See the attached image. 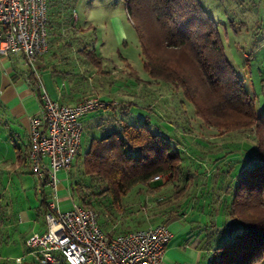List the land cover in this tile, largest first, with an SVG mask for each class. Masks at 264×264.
Wrapping results in <instances>:
<instances>
[{"label":"trees","instance_id":"1","mask_svg":"<svg viewBox=\"0 0 264 264\" xmlns=\"http://www.w3.org/2000/svg\"><path fill=\"white\" fill-rule=\"evenodd\" d=\"M75 1L47 0L48 34L59 30L61 22L74 21ZM122 1L148 75L181 89L197 117L220 133L249 130L252 138L229 140L221 151L203 152L190 140L187 144L179 140L181 134L173 137L153 130L146 117L138 123L120 120L117 128L89 141L82 173L103 186L99 192L84 194L78 183V203L93 209L100 201L97 195L104 193L108 204L116 205L136 184L168 174L169 182H183L185 188L193 187V194L159 205L152 217L159 223L154 225L189 212L184 220L190 224L187 236L197 239L196 264L260 263L264 258V114H256L254 98L227 59L217 21L200 0ZM36 91L41 101L39 87ZM195 143L207 146L202 140ZM207 164L211 172H206ZM194 214L198 217L192 220Z\"/></svg>","mask_w":264,"mask_h":264},{"label":"rangeland","instance_id":"2","mask_svg":"<svg viewBox=\"0 0 264 264\" xmlns=\"http://www.w3.org/2000/svg\"><path fill=\"white\" fill-rule=\"evenodd\" d=\"M200 1L217 21L225 55L246 92L254 98L256 114H264V0ZM73 6L71 13L75 21L63 24L55 35L57 41L48 45L47 52L52 48L50 54L57 53L54 72L58 86L66 90L71 83L77 84L85 88L89 97H104L107 102L101 99L103 107L88 111L80 119L83 131L76 159L66 170L69 180L57 183V197L63 210L70 207L69 197L78 204L75 190L78 183L84 194L101 190V181L87 180L90 177L82 173L84 153L91 139L117 128L120 120L138 123L146 117L153 130L173 137L181 134L183 137L179 140L185 144L190 140L192 145L209 152L217 151L229 140L252 138L249 130L239 134L220 133L197 117L181 89L163 81L156 82L148 75L137 33L122 0H76ZM25 66L35 71L27 61ZM37 72L42 75V71ZM82 76H87L85 81ZM40 82L42 84V80ZM8 134L0 123V223L10 219L13 224L26 214L42 226L43 216L38 212L42 209L40 190L44 191L45 198L51 197L52 191L30 170L28 162L18 164L15 170L5 168L7 162H16L18 149L22 159L25 158L26 137H22V132L20 136ZM195 139L207 146L196 145ZM197 161L205 162L204 159ZM205 167L206 172H211L208 164ZM168 178V174L160 175L158 180L136 184L116 205H109L104 193L97 195L100 201L93 209L98 214L99 225L104 229L101 224L105 223L111 232L118 234L146 228L145 223H159L158 218L152 219L161 209L159 205L168 206L182 201L186 194H193V187L185 188L183 182L171 183ZM200 179H204L203 174ZM187 214L189 217V212ZM138 222L142 223L134 227ZM18 229L16 223L11 228L0 224V232H3L0 233V257L10 259L11 263L17 255L26 260L30 258L25 255L27 251L23 249ZM7 236L12 240L4 244L1 239ZM258 264H264V258Z\"/></svg>","mask_w":264,"mask_h":264},{"label":"built area","instance_id":"3","mask_svg":"<svg viewBox=\"0 0 264 264\" xmlns=\"http://www.w3.org/2000/svg\"><path fill=\"white\" fill-rule=\"evenodd\" d=\"M47 50V0H0V56L21 54L34 67ZM39 87L42 110L28 118L27 157L32 172L52 193L46 198L45 231L26 238L27 254L39 264H161L173 237L167 225L111 235L100 227L94 209L72 197L69 209L61 208L58 172L68 170L78 154L81 117L104 102L93 96L61 104Z\"/></svg>","mask_w":264,"mask_h":264},{"label":"crops","instance_id":"4","mask_svg":"<svg viewBox=\"0 0 264 264\" xmlns=\"http://www.w3.org/2000/svg\"><path fill=\"white\" fill-rule=\"evenodd\" d=\"M62 25L63 23L61 22L60 26ZM56 34L57 31L49 34L48 41L50 43L48 42V45L50 44L51 46L52 41H57V38L55 36ZM51 50L52 48L49 49V52H46L36 60L34 66L35 71L26 68V66L24 67V62L26 60L21 54L0 56V123H2V128L5 131H8V135L20 136L22 132V137H26V143L24 144L23 148V154L25 155V158L22 159L21 151L20 149H18L19 151L16 156V162H7L5 164V168L8 167V169L10 168V170H15V167L20 163L23 164L25 162H28L29 164V160L27 157L29 144L28 118L30 115L38 114L42 110V104L36 91L39 85L46 91V93L52 100L61 104L73 105L78 101L91 96L90 94L85 93V88H82L81 86L73 83H71L72 85H70L69 89H60L54 72L56 71V61L54 58L57 57V53L50 54ZM37 70L39 72L42 71V75H38ZM81 71L82 73H84L82 68ZM86 73L84 75H86ZM82 77L84 81L87 78V76ZM41 80L42 84L40 82ZM95 90L97 91V89ZM109 91L112 92L111 90ZM101 99L104 100V97H101ZM58 177L59 180L64 182L69 180L66 170L59 171ZM150 180H152V178ZM40 194L42 209L38 210V212L43 216L42 226H39L38 221L36 222L35 220H32V218L27 216L26 214L20 216L18 221L13 223H16L18 225L19 229L17 232L20 235L23 249H26V251V238L32 233H41L45 231L44 213L46 210V196L43 190H40ZM196 216L197 215L194 214L192 217L195 218L192 219L191 217V219L195 220L198 217ZM187 218L188 214L184 217H172L167 222H165V225H167L169 230L172 232L173 237L166 245L161 264H196L198 262L199 251L196 246L197 239L187 236V232L190 228V224L184 220ZM5 222L7 224L2 220L0 224H4L5 228H11L13 226L10 219L6 220ZM135 224L136 223H134V226ZM101 225L105 230H107V233L114 235L108 225H106L105 223ZM3 230L4 229H2V231ZM2 231L0 232L1 234L3 233ZM179 236H181V238L177 239V237ZM183 236L185 237L183 238ZM10 240H12L10 236H7L6 239H1L4 244H7ZM172 240H174V242H171ZM25 255H28L27 252H25ZM15 258L16 259L14 260V262L11 263L10 259L4 260L3 257H0V264H39L31 256L27 260L25 258H22V255H17Z\"/></svg>","mask_w":264,"mask_h":264},{"label":"clouds","instance_id":"5","mask_svg":"<svg viewBox=\"0 0 264 264\" xmlns=\"http://www.w3.org/2000/svg\"><path fill=\"white\" fill-rule=\"evenodd\" d=\"M93 15H96L95 13H93Z\"/></svg>","mask_w":264,"mask_h":264}]
</instances>
